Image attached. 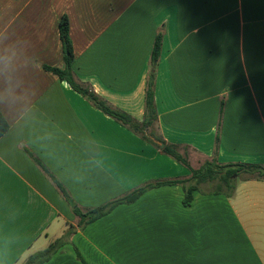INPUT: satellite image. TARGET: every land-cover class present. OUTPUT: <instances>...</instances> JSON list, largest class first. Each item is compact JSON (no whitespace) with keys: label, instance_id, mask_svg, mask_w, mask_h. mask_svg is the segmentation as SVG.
Masks as SVG:
<instances>
[{"label":"crops","instance_id":"0c3cea01","mask_svg":"<svg viewBox=\"0 0 264 264\" xmlns=\"http://www.w3.org/2000/svg\"><path fill=\"white\" fill-rule=\"evenodd\" d=\"M64 16L79 84L142 122L160 34L165 143L193 169L264 166V0H0V57L15 54L10 70L0 63V264H24L70 229L46 264H264V181L195 193L190 206L180 186L156 187L80 227L73 206L191 172L46 69H65Z\"/></svg>","mask_w":264,"mask_h":264},{"label":"trees","instance_id":"16d2710c","mask_svg":"<svg viewBox=\"0 0 264 264\" xmlns=\"http://www.w3.org/2000/svg\"><path fill=\"white\" fill-rule=\"evenodd\" d=\"M60 37L63 44L65 69L60 70L50 67H46V69L57 75L60 80L67 81L75 91L85 97L96 109L118 121L143 140L158 149H160L161 144H164L165 147L162 149V152L187 167L191 172V176L187 179L147 183L132 190L122 198L91 210L83 211L80 208L73 206L74 213L81 219L80 227L106 216L118 205L132 204L136 202L143 194L156 187L180 186L184 191L183 204L185 206H190L193 202L195 193L205 192L203 190V186L212 184L214 185V190H211L208 193L218 195L221 194L231 197L236 191L239 181H264V166L262 165L244 163L220 164L215 158L206 161L200 168L193 169L186 156L180 153L178 147L165 143L158 131L159 117L155 103V81L161 57L162 35L159 34L157 36L152 50L150 71L147 80L145 112L142 122H139L130 115L113 108L104 99L91 90V88L84 87L75 80L73 71L75 56L70 37V24L66 16H64L60 22ZM9 128L10 126L8 121L0 111V139L9 131ZM218 143L217 139V145ZM56 183L59 185L63 196L67 199V201L71 202L70 196L65 188L57 181ZM71 235L72 230L70 229L62 238L52 242L46 249L29 256L24 264H46L62 249L63 246L67 244Z\"/></svg>","mask_w":264,"mask_h":264},{"label":"clouds","instance_id":"9594fccd","mask_svg":"<svg viewBox=\"0 0 264 264\" xmlns=\"http://www.w3.org/2000/svg\"><path fill=\"white\" fill-rule=\"evenodd\" d=\"M15 62V54H5L3 57H0V63H3L4 65V70H10L12 66L14 65Z\"/></svg>","mask_w":264,"mask_h":264},{"label":"rangeland","instance_id":"374dc122","mask_svg":"<svg viewBox=\"0 0 264 264\" xmlns=\"http://www.w3.org/2000/svg\"><path fill=\"white\" fill-rule=\"evenodd\" d=\"M197 167V166H196ZM203 190L205 191V192H209V191H211V190H214V185H206V186H203Z\"/></svg>","mask_w":264,"mask_h":264},{"label":"water","instance_id":"95a60500","mask_svg":"<svg viewBox=\"0 0 264 264\" xmlns=\"http://www.w3.org/2000/svg\"><path fill=\"white\" fill-rule=\"evenodd\" d=\"M162 148L164 147V145L162 144V146H161Z\"/></svg>","mask_w":264,"mask_h":264}]
</instances>
